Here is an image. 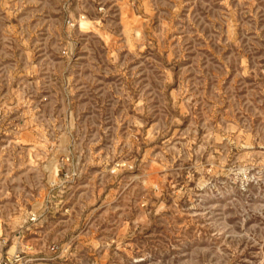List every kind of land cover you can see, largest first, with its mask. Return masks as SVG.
<instances>
[{
    "label": "rangeland",
    "instance_id": "rangeland-1",
    "mask_svg": "<svg viewBox=\"0 0 264 264\" xmlns=\"http://www.w3.org/2000/svg\"><path fill=\"white\" fill-rule=\"evenodd\" d=\"M0 264H264V0H0Z\"/></svg>",
    "mask_w": 264,
    "mask_h": 264
}]
</instances>
